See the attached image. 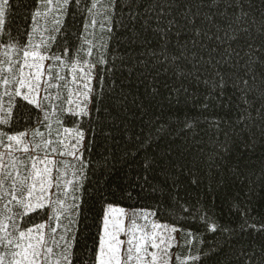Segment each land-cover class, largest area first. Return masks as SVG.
<instances>
[{"label":"trees","instance_id":"16d2710c","mask_svg":"<svg viewBox=\"0 0 264 264\" xmlns=\"http://www.w3.org/2000/svg\"><path fill=\"white\" fill-rule=\"evenodd\" d=\"M127 5L128 0H117L110 15L98 18L111 21V33L102 32L99 24L91 29L89 39L99 45L93 54L104 63L93 70L87 117L67 115L73 105L66 101L45 102L50 130L41 122V112L28 105L20 108L23 101L17 99L12 101L18 106L12 110V123L0 125V131L14 135L39 128L53 140L57 129L71 131L72 121L79 123L87 168L75 170L82 176L79 199L67 203L79 207L69 210V215L75 212L74 220L64 221L66 235L74 237L73 264H96L108 206L129 214L142 212L153 223L175 229L170 264H264V116L258 111H264V104L257 99L261 87L254 84L252 95L245 97L251 102L246 110L233 85L240 68L232 72L213 66L223 56L215 39L201 36L193 48L189 30L181 28L162 40L160 33L142 30L139 23L130 26L127 11L121 10ZM87 7V0H80L67 9L57 36L61 49L78 51L89 19ZM37 10V0H10L6 29L21 43L32 30ZM245 10L250 12L247 23L256 28L264 24V0H245ZM252 36L257 47L264 44L255 31ZM100 37L107 38L106 45ZM232 47L242 48L236 43ZM63 74L70 76L67 69ZM59 91L53 89L51 95ZM53 111L61 115L62 124ZM47 215L46 210L34 221L29 218L28 226L45 222ZM212 227L217 231H210Z\"/></svg>","mask_w":264,"mask_h":264},{"label":"snow or ice","instance_id":"6c2138e0","mask_svg":"<svg viewBox=\"0 0 264 264\" xmlns=\"http://www.w3.org/2000/svg\"><path fill=\"white\" fill-rule=\"evenodd\" d=\"M37 2L39 10L34 14L32 30L21 43L6 29L10 0H0V125L5 127L13 121L12 110L18 106L12 101L17 99L23 101L20 108L28 105L41 112V122L50 130L52 125L50 114L44 110L45 102L66 101L73 105L67 115L87 117V104L93 97V70L104 63L103 59L94 56L92 49H98L99 45L89 39V35L98 24L102 32L113 31L110 20L101 22L98 18L110 15L111 5L117 0H108V7H104L105 0H87L89 19L80 37L82 44L78 51L70 53L67 47L61 49L57 44V36L64 27L67 9L70 5H79L80 0H55L54 8L53 0ZM121 10L127 11L130 26L139 23L142 30L160 33L162 40L181 28L189 30L193 48L198 46L201 36L215 39L223 56L215 60L213 66L219 65L232 72L240 68L233 85L241 94L245 109L251 107L250 100L245 97L252 95L254 84L261 87L257 99L264 104V44L257 47L252 36L255 31L257 39H264V24L256 28L247 23L250 12L245 10V0H148L147 6L144 0H128L127 8ZM260 15L264 16V12ZM42 20L47 23L41 24ZM104 23L109 26L104 27ZM99 39L106 45V37ZM233 43L242 48L232 47ZM241 60L244 61L242 68ZM65 69L70 73L69 77L63 74ZM217 75H220L218 68ZM102 80L101 76L98 83L102 84ZM53 89L61 91L51 95ZM5 98L9 103H3ZM56 107L64 113L61 105ZM258 111L264 116V111ZM51 115L56 116L58 123L64 122L55 111ZM72 122L75 127L71 131L57 129L59 134L53 140L46 139L39 128L14 135L0 131V264H73L74 237L66 235L69 229L64 221L71 222L75 218V212L69 215V210L79 205L67 201L79 199L76 194L82 186V176L75 170L78 167L86 169L87 164L83 153L84 133L79 130L78 122ZM46 210L45 222L28 226L29 218L34 221L36 214ZM117 212L120 219L114 228L120 230L109 233L108 247L101 246L96 264H169L171 249L176 247L171 232L176 230L153 223L142 212L128 214V227L123 228L121 223L125 213L108 209L109 216ZM140 220L145 223L139 225ZM107 224L106 220V233ZM61 227L64 232H58ZM210 231L217 229L212 227ZM120 236L126 239L121 240ZM57 250H60L59 256Z\"/></svg>","mask_w":264,"mask_h":264},{"label":"rangeland","instance_id":"374dc122","mask_svg":"<svg viewBox=\"0 0 264 264\" xmlns=\"http://www.w3.org/2000/svg\"><path fill=\"white\" fill-rule=\"evenodd\" d=\"M45 67H47V64L45 65ZM109 208H115V209H119L121 211H123L125 213V218L123 219L122 223H121V227L123 228H127L126 225L128 224L127 223V215L129 214V211L124 209V208H120V207H116V206H108L106 207L105 211H104V218H103V225H102V229H101V238H100V244H99V250L101 248V246H103L104 248H107L108 247V243H107V240L111 239L109 233H111L112 231H119L120 229L118 228H114V225L115 223L120 219L119 218V213H113L112 216H109L108 215V209ZM108 221V224H107V228H108V232L106 233L105 232V221ZM155 223V222H154ZM155 224H158L160 226H163L159 223H155ZM168 229L171 230V228L167 227ZM159 231V230H158ZM175 231H172L171 232V236L174 238L175 240ZM165 235H168V233H165ZM121 240H124V236H120L119 237ZM174 242V241H173ZM98 250V252H99ZM171 252H170V260H169V264H170V261H171Z\"/></svg>","mask_w":264,"mask_h":264}]
</instances>
